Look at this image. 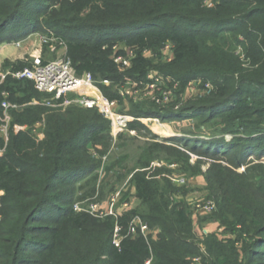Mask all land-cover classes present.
I'll return each instance as SVG.
<instances>
[{"label": "trees", "instance_id": "trees-1", "mask_svg": "<svg viewBox=\"0 0 264 264\" xmlns=\"http://www.w3.org/2000/svg\"><path fill=\"white\" fill-rule=\"evenodd\" d=\"M42 25L60 29L56 34L63 36L78 76L91 74L104 96L121 105L126 79L147 82L153 61L171 46L172 61L161 72L181 94L199 79L210 96L176 116L152 108L138 117L205 116L210 122L220 116L237 122L244 136L235 140L242 145L239 155L216 138L177 140L186 154L170 149L176 154L169 157L183 162L180 170L191 179L201 166H191L187 152L215 162L204 189L217 208L204 222L218 227L198 235L186 198L190 181L150 173L155 157L148 151L132 179L139 207L118 220L74 211L71 190L99 168L93 151L104 153L100 144L111 138L110 123L96 110H49L39 142L19 129L41 121L45 111H13L0 160V264H194L197 258L200 264H264V0H0L1 44L34 35ZM119 46L124 49L113 52ZM125 49L133 52L127 69L116 62L128 58ZM3 93L22 106L41 95L31 81L16 79L0 86V98ZM136 216L150 227L147 240L127 236ZM117 225L124 237L119 248L113 244Z\"/></svg>", "mask_w": 264, "mask_h": 264}, {"label": "rangeland", "instance_id": "rangeland-1", "mask_svg": "<svg viewBox=\"0 0 264 264\" xmlns=\"http://www.w3.org/2000/svg\"><path fill=\"white\" fill-rule=\"evenodd\" d=\"M59 31L60 29H53L42 25L40 31L36 34L19 40L23 42L20 48L15 47L13 42H9L8 40H4L2 44L0 43V74L5 75L3 85L6 84L9 79L15 80L12 76L7 75V71H21L35 63L37 59H41V62L56 60L62 54L67 52V50L62 49L58 42L44 46L41 42V37L51 38V34L53 33V37L57 36L56 38L64 40L63 36H58L56 34L59 33ZM51 45L56 47L57 50L55 52L51 51ZM119 49H124V46L114 48L113 52H116ZM125 50L128 55L131 56L133 54V52H130L127 49ZM16 56H18V59L16 60L12 59L11 61L3 62L4 58H13ZM147 56L149 58L152 57L151 53H147ZM161 56V60L153 61L154 68H152L150 72H153L152 76L158 75L161 78L158 86L160 89L164 88V91L169 92L171 98L164 103V106L160 107H155V104L152 103L150 98L143 99L133 96L125 98L123 104H120L119 106L120 113L136 119L134 123L137 124L135 131L137 132L138 137L125 133L116 139L111 137L108 143L105 142L100 144L104 153L96 159L99 160L103 155H108L107 159H100L101 164L99 168L88 179H85L80 185L78 184L75 189H72L71 194H73L74 204L80 203L81 207L84 209L96 204L103 209H112L109 202L110 198L114 195L130 198L131 206L127 212L132 210V208L139 207L140 203L135 198V187L132 183V179L135 173L141 169L139 163L140 159L145 152L148 151L155 157L154 162H152L151 165L152 167L148 170L150 173L154 174L158 170H161V177L164 176L172 181L188 178L187 180L190 181V184H188L187 188L185 187L186 190L188 189L186 198L191 206L196 226H198L197 234L201 235L204 234V232H207V234L212 233L214 232L213 229L207 228V223L204 222L205 217L209 213L205 210V207H210L209 204L212 205L211 211L216 210L217 207L215 202H208L204 185L206 183L205 176L209 168H211L215 162L209 159H202L187 152V155L190 156L191 166H195L198 163H200L199 165L201 166V174L198 177L191 179L190 175H186L180 170L184 165L183 162L178 164V162H175L178 161V158H170L168 154L171 152V148L178 150L182 154L185 153L184 146L181 142L177 141L179 139L209 140L216 138L218 140L226 141L231 146H235L232 154L238 153L239 155L240 147H242V145H236L238 142L235 140L243 137L244 134L243 131L236 128L237 122L231 123L220 116H216V118L210 122H207L205 116H194L189 117L188 119L182 117L181 119L168 120H162L159 117L152 115L146 117H144L145 115H141L142 117H138L142 109L151 110L152 108H156L158 111L161 109H164L165 111L171 110L172 112H175L174 116H176L182 112V109L189 108L196 102H206L210 96L208 92L202 89L203 81L199 79L192 81L185 90V93L181 94L180 86L178 84H173L171 78L166 77L160 70L164 69L161 68L163 64L172 61L173 53L171 46L166 47L162 51ZM123 60H130V58ZM15 66L19 70H13ZM141 82L142 83L139 84L138 87L140 89H145L146 86L143 85L144 81ZM126 83L134 82L130 79H126ZM126 83L122 86H125ZM115 89L117 90V88ZM20 96L21 95H17L16 97ZM46 100H48V98L45 96L37 95L32 101H37L41 104ZM39 106L45 111L41 121H34L31 125L23 127H25L24 130L26 132L29 131L32 135H34L35 128H37L35 134L39 137H34L41 142L46 137V119L47 114L50 113L49 110L59 111V113L66 112V110H56L44 107L43 105H33L30 107L28 106L27 108H39ZM96 112L101 114L97 110ZM11 116L13 122L12 113ZM171 153L176 154V152ZM250 158L254 159L255 157L253 156ZM236 171L241 174L244 171V168L237 169ZM79 186H81L80 189ZM69 191L70 190H67L66 192ZM119 208V205L115 206L114 210H119ZM238 248L242 251L241 245H238Z\"/></svg>", "mask_w": 264, "mask_h": 264}, {"label": "built area", "instance_id": "built-area-1", "mask_svg": "<svg viewBox=\"0 0 264 264\" xmlns=\"http://www.w3.org/2000/svg\"><path fill=\"white\" fill-rule=\"evenodd\" d=\"M51 36V38L41 37L43 46L58 42L63 50H67V45L64 41L53 37V34ZM22 43L23 42L21 41L13 42L14 46L17 48H20ZM56 50V47L51 45V51L55 52ZM132 57L133 54L131 56L128 55L130 60ZM128 58L119 57L116 59V62L122 64L125 69H127L131 66L130 60L125 61L123 59ZM152 73L153 72H150L148 74L147 82H143V85L146 86L145 89H140L138 87L142 82L126 83L125 86H122L119 89V96H121L123 100L130 96L143 99L150 98L155 105L159 107L164 106V103L171 98L170 93L164 91V88H159L158 84L160 83L161 78L158 75L152 76ZM7 75H10L17 80L31 81L34 84L35 90L48 98V100L41 104L37 101H32L29 104L22 106L10 101L6 93L1 95L0 142H3V145L0 144V160L4 157L9 142L12 125L11 113L13 111H19L25 106L43 105L44 107L56 110H66L70 106H77L86 110H97L110 123V135L112 138L116 139L125 133L138 137L135 129L130 127L136 119L120 113L119 102L106 98L91 74L87 73L83 76H78L67 52L62 54L58 59L52 61L41 62V59H37L30 67L21 71H7ZM4 79L5 75L0 74V86L3 85ZM105 84L109 83L105 82ZM207 88H211V86L207 85ZM24 129L25 127H20L19 130L25 131ZM35 129L37 130V128ZM36 130L34 131L33 136L39 137L35 134ZM93 157H99V154L93 151ZM107 157L108 155H105L100 159L106 160ZM176 182L184 184L185 180L180 179L176 180ZM109 204L112 209H103L97 204L84 209L81 207L80 203H77L74 204V211L78 213H87L99 219L113 217L118 220L125 211L127 212V210L130 209L131 206L129 197H119V195L112 196ZM118 205L120 206L119 210H114V207ZM209 206L210 207L206 206L205 210L210 213L212 205L209 204ZM219 231L221 232L222 230ZM121 232V227L117 225L113 239V244L117 248L120 247L124 238ZM150 233V227L148 224L144 223L139 216L134 217L129 223L127 236L135 237L136 235L141 234L147 240ZM204 234H207V232H204ZM194 264H200V258L194 259Z\"/></svg>", "mask_w": 264, "mask_h": 264}, {"label": "crops", "instance_id": "crops-1", "mask_svg": "<svg viewBox=\"0 0 264 264\" xmlns=\"http://www.w3.org/2000/svg\"><path fill=\"white\" fill-rule=\"evenodd\" d=\"M17 57H18V56L13 57V58H4V61H3V62L11 61L12 59L16 60V59H18ZM19 59H20V58H19ZM3 62H2V63H3ZM206 226H207V228L213 229V231L215 232V231L217 230L216 227H218V224H217V226H216V223H211V224H208V225H206ZM197 230H198V226H196V232H197Z\"/></svg>", "mask_w": 264, "mask_h": 264}]
</instances>
